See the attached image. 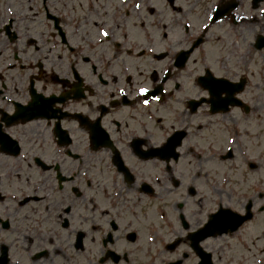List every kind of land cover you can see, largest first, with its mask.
Masks as SVG:
<instances>
[{
	"label": "flooded vegetation",
	"instance_id": "af4514ba",
	"mask_svg": "<svg viewBox=\"0 0 264 264\" xmlns=\"http://www.w3.org/2000/svg\"><path fill=\"white\" fill-rule=\"evenodd\" d=\"M219 208L264 264V0H0V264H188Z\"/></svg>",
	"mask_w": 264,
	"mask_h": 264
},
{
	"label": "rangeland",
	"instance_id": "374dc122",
	"mask_svg": "<svg viewBox=\"0 0 264 264\" xmlns=\"http://www.w3.org/2000/svg\"><path fill=\"white\" fill-rule=\"evenodd\" d=\"M219 168H215V167H212V172H213V175H215V177H217L218 178V176H219ZM214 244H216V245H220V242H218L217 240L216 241H214L213 242ZM183 250H186V249H184V248H179L177 251H176V253L175 254H177V252L178 251H183ZM167 256L166 257H168L169 258V255L167 254V253H165ZM175 256V255H174ZM193 259V258H192ZM194 260V259H193ZM192 260V261H193ZM192 261L191 262H189L188 264H192Z\"/></svg>",
	"mask_w": 264,
	"mask_h": 264
},
{
	"label": "snow or ice",
	"instance_id": "6c2138e0",
	"mask_svg": "<svg viewBox=\"0 0 264 264\" xmlns=\"http://www.w3.org/2000/svg\"><path fill=\"white\" fill-rule=\"evenodd\" d=\"M136 7H139V5H136ZM101 35H104V36H107V33L106 32H101ZM140 93L141 95H144L145 94V89L144 88H141L140 89ZM145 103V106L147 105V101H144ZM229 143H232V141H228Z\"/></svg>",
	"mask_w": 264,
	"mask_h": 264
}]
</instances>
